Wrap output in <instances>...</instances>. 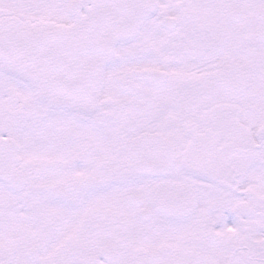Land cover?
I'll return each instance as SVG.
<instances>
[{"label": "snow or ice", "instance_id": "6c2138e0", "mask_svg": "<svg viewBox=\"0 0 264 264\" xmlns=\"http://www.w3.org/2000/svg\"><path fill=\"white\" fill-rule=\"evenodd\" d=\"M0 264H264V0H0Z\"/></svg>", "mask_w": 264, "mask_h": 264}]
</instances>
